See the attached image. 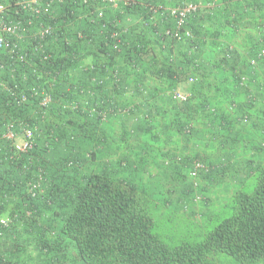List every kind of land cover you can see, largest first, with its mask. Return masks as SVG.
Instances as JSON below:
<instances>
[{
	"label": "trees",
	"instance_id": "obj_1",
	"mask_svg": "<svg viewBox=\"0 0 264 264\" xmlns=\"http://www.w3.org/2000/svg\"><path fill=\"white\" fill-rule=\"evenodd\" d=\"M145 1L159 0H140L128 8L126 15L134 22L145 16ZM52 8L53 17L46 21L52 25L53 32L44 42V52L50 54V60L43 63L40 52L31 53L30 60L19 64L14 74L15 81L22 82L24 89L34 79L32 67L52 72L54 82L51 76L41 78L49 82L50 77L52 82L53 102L46 118L37 117L36 98L16 105L11 97L0 92V135L7 121L35 122L37 127L36 143L28 152H15L11 142L0 138V214L15 213L9 228L0 226V264H209L215 252L230 255L242 264L264 259V161L254 170L250 184L238 188L200 228L184 232L177 240L161 236L156 217L160 207L138 184L123 176L127 167L125 160L118 162V168L107 163L98 171L85 167L109 144L108 136L96 131L101 124L98 115L87 111L95 101L109 103L106 90H113L105 88L104 80L109 67L120 72L121 79L114 91L118 103L126 97V103H132L133 117L139 116L141 110L148 112L135 98L138 92H148L143 100L152 102L151 107L156 110L160 107L156 105L157 98L171 102L168 105L175 108L176 128L186 138L194 132L191 122L195 120L194 115L199 116L195 113L206 110L215 119L221 118L209 104L210 97L201 92L206 72L210 71L203 55L206 41L199 43L197 39V49L191 52L183 42L164 40L149 30L140 29L129 33L127 42L120 51H115L112 42L98 37L96 19L92 20L90 15L80 18L79 10L71 1L57 2ZM118 18L124 20L125 16L118 14ZM203 19L198 16L191 19L189 25L194 35L215 37L213 48L217 59L214 58L213 70L231 72L237 83L235 69L245 66L247 57L239 61L237 50L227 57V49L216 43L218 35L202 32L198 26ZM134 35L139 40L132 39ZM86 36L91 37L90 43L86 42ZM30 40L25 39L26 48ZM80 65L87 69H80ZM189 73L198 76L189 86L191 97L185 102H172L166 89L184 80ZM145 74L159 81L151 93L144 87ZM101 80L102 83L98 82ZM86 85L93 91L95 101L89 98L84 109L87 96L80 89ZM126 85L132 89L128 95L124 90ZM237 86L246 98L244 89ZM226 103L234 105V97L229 96ZM147 115L148 120L135 121L138 130L151 132L157 127L153 116ZM243 115L236 114L235 119L242 120ZM76 143L85 147L78 150ZM193 158L213 166L202 175L224 168L225 159L213 162ZM38 172L43 178V192L31 196L27 185ZM32 244L35 253L30 256L26 245Z\"/></svg>",
	"mask_w": 264,
	"mask_h": 264
},
{
	"label": "built area",
	"instance_id": "obj_2",
	"mask_svg": "<svg viewBox=\"0 0 264 264\" xmlns=\"http://www.w3.org/2000/svg\"><path fill=\"white\" fill-rule=\"evenodd\" d=\"M65 0H0V92H4L10 100L16 105L27 104L31 99H37L38 115L40 119L46 118L48 109L53 102L52 97V82L50 77L48 80H42V77L51 76L54 82V76L50 70H38L35 67L31 68L34 79L28 87L22 88V82H16L14 78L19 64H26L30 60L31 53L40 52L41 62L50 60V54L44 52V42L48 36L52 34V25L46 21V18L53 17V5L57 2ZM76 9L79 10V17L84 18L90 15L93 20L96 19L99 25L98 37L105 41L112 42V49L120 51L121 46L127 42L128 34H133L136 30H149L153 36H160L164 40L168 38L170 41L185 43L191 52L196 51L199 41H206L207 35H200L196 38L191 27V19L198 16L203 19L199 21L198 26L203 31L209 30V24L212 26V32L218 35L216 43L220 47L227 49V57H230L233 50H236L234 44L225 39V34L229 28H233L238 17L231 11L235 4L241 5L237 0H159L154 3L145 1L143 6L146 9L145 16L134 22L132 17H129L127 11L133 5H136L140 0H69ZM92 4L89 9L88 5ZM142 4V3H141ZM232 4L233 7H232ZM243 6L249 10L257 9L256 5L244 3ZM110 10L107 11V10ZM251 10V11H252ZM107 11V12H106ZM118 14L124 15V20L118 18ZM256 37L250 44L252 53L247 56L246 65L241 69H235L237 75V84L241 86L246 95L247 101L253 105L256 104L257 96L255 89V68L264 61V20L255 23ZM81 34H79L80 36ZM124 36V39L122 38ZM30 38L29 48L24 46L25 39ZM223 37V38H222ZM132 39L139 40L136 35ZM198 39V41H197ZM86 42H91V37L86 36ZM141 45V44H140ZM163 47H166L162 43ZM173 50V49H172ZM32 51V52H31ZM197 60H195L196 62ZM80 69L86 70L87 66H79ZM92 68V65H90ZM104 80L107 82L105 86L110 96L109 103L95 101L93 91L89 87H81V92L87 96V101L83 106L87 109L88 100H93L92 106H89L87 111L91 115H98L100 122H105L109 118L132 117L135 122L139 119L148 120V115L140 114L134 116L131 112L132 103H118L115 87L121 79L120 72L114 68L106 69ZM26 76H22L25 81ZM198 76L195 73H189L188 76L178 81L175 85L166 89V94L169 95L172 102L181 103L187 101L191 97L189 89L190 84L196 82ZM92 81H96L92 78ZM100 83L103 80L98 81ZM21 84V85H20ZM143 88V87H142ZM125 94L132 92L129 86H125ZM259 90L264 94V81L259 85ZM103 104V105H101ZM73 108L75 107L72 106ZM232 104L230 108H233ZM243 120H247V116H243ZM36 125L35 122L28 121H7L2 125L0 138L11 142V147L15 152H28L36 143ZM12 156V155H11ZM176 161H181L182 157L177 155ZM168 161V160H167ZM166 161V163H167ZM189 175L193 180V187H199V176L202 173L209 172L213 166L202 162L197 158H193L189 163ZM28 182V193L34 196L42 190V175L41 172ZM7 197V196H6ZM195 199H200L195 196ZM12 216L0 214V226L7 229L13 223ZM1 234V232H0Z\"/></svg>",
	"mask_w": 264,
	"mask_h": 264
},
{
	"label": "rangeland",
	"instance_id": "obj_3",
	"mask_svg": "<svg viewBox=\"0 0 264 264\" xmlns=\"http://www.w3.org/2000/svg\"><path fill=\"white\" fill-rule=\"evenodd\" d=\"M153 84L157 85L155 79H153ZM147 93L148 92H140L139 94L138 92L135 98L137 100L142 97L144 98V95L146 96ZM211 96L213 95H208V97ZM219 96L221 97L222 95L220 94ZM230 97H233V95H230ZM126 99L128 98L126 97L123 101H128ZM157 99H159V102L156 105L160 106L161 103L165 104V102L167 106L171 104V102L168 103L164 99ZM225 99H228V97L226 96ZM252 106L257 107L258 105L253 104ZM170 108L171 110L175 109L172 105ZM217 108V115L222 114L224 110L218 106ZM173 110L172 114H175V110ZM260 110H263L262 117H264V108L262 107ZM141 111V114L150 113L151 116H157L158 118L154 117L152 120L156 126H158L157 121L162 119L160 121V126L153 128L151 132L147 130L140 131L138 130V125L132 121V117L109 118L107 121L101 122L96 131L98 133H105L108 136L109 144L108 146L102 147L104 152H100L97 158L89 160L85 164V167L89 171L91 169L98 171L107 163L111 164L113 168H118V162L120 163L121 160H125L127 167L124 171L126 173L127 171H134L132 172L134 174L127 173L125 177L138 184L160 207V209L156 211V217L160 224L158 230L161 236L165 239L170 236L169 238L177 240L184 232H192L200 228L207 218L214 214V212L232 197L238 188L252 182L251 175L254 173V170H256V167L264 161V136L259 135L261 138L258 140H256V137L253 138L255 141L243 140V142L240 141V139L237 141L232 139L229 148L233 150L229 149L231 155L226 151L228 157L226 158L227 163L224 168L209 175L203 174V176L201 174L198 178L199 187L195 188L193 187V180L189 175L190 158L196 156L203 160H211L205 158L200 153L192 154V142L185 146L182 145L183 142L192 139V137L196 135L197 130L195 129L193 134L186 138L181 135L175 126L168 127L169 125L165 126V124H163L164 122L162 123L164 119H168L169 116L167 115H171V113L165 115L164 112H162L163 114H159L155 107H152L148 112ZM252 115L254 116L252 121H256V127H259L260 122L256 120L253 113ZM247 120L244 123H246ZM194 121L195 120L191 123L195 125ZM263 126H261L262 131H264ZM166 140L172 143L170 153L165 150L166 146L162 145ZM150 141L155 142V144ZM256 141L257 145L254 148L251 146L250 142L256 143ZM258 141H261L262 144H258ZM116 143L119 144V146H116L118 151L121 149V146L123 148L126 146V152L132 150L131 153H127V157H124L123 152H125V150H122V155L117 154V150H113V152L115 151V156L112 155L111 151ZM144 143H146V145L139 147L142 148V151L136 152V150H133L134 147L138 148L140 144ZM204 144V147H206L207 142ZM75 145L78 150L85 147V144L81 146V144L78 145L76 143ZM94 146L96 147L97 145H93V147ZM201 146H203L202 143ZM224 146L225 143L223 147ZM161 147L164 149L161 150ZM237 147L240 149L236 152ZM64 148H67V146ZM174 155H180L182 161L176 162L173 158ZM112 164H114V166ZM147 165L151 166L149 172L144 169V166L147 167ZM196 195L199 196L200 199H195ZM5 214L6 213H4V215ZM26 246H28V248L26 247V251H28L27 254L33 256L35 253L33 244L32 246ZM209 264L242 263L235 260L230 255L215 252L210 256ZM247 264H264V259Z\"/></svg>",
	"mask_w": 264,
	"mask_h": 264
},
{
	"label": "crops",
	"instance_id": "obj_4",
	"mask_svg": "<svg viewBox=\"0 0 264 264\" xmlns=\"http://www.w3.org/2000/svg\"><path fill=\"white\" fill-rule=\"evenodd\" d=\"M237 1H239L241 5L239 6L237 4L235 5L232 4V7L233 5L234 7L231 13H233L236 17H238V15L240 16L237 20H235L236 24L233 25V28L228 29L227 33L225 34V37L227 41L234 44L237 50V53L240 57L239 61H242L244 57H247L248 55L252 53V50L250 49V44L253 39V36L256 37L255 23L257 21L264 20V0H237ZM244 3L254 4L256 5L257 9L255 10L251 9L252 11L249 9H246L243 6ZM209 30L212 31V26H210V24H209ZM214 41H215V37H212V38L208 37V39L206 40V44L204 46V52H203L204 60L206 61V66H207L206 68L210 71L206 72L207 78L204 84L202 85L201 92H205V95L206 94L213 95L209 99V102H210L209 104L215 107L216 110L218 109L217 108L218 106L224 111L222 112V114H219L221 117L219 119L218 118L215 119L214 118L215 116H211L210 114L207 113L206 110H204L202 113L201 112L195 113V114H199V116L194 115L195 125L193 124V126L195 127L194 130L196 129L197 133L195 136L192 137V139H188L187 142H183L182 145L185 146L192 142L193 143V146H192L193 153L192 154L200 153L205 158L213 160V162L216 161L218 158H220V160L225 159V163H224V166H225L227 162L226 158L228 157L226 154V151L230 153V150H233L229 148L231 138L233 139L234 137L236 141L238 139H240V141H243V140L255 141L253 140V138L256 137V140H258L259 138H261L259 135L264 136V131L261 130L262 128L261 126L264 125V117H262L263 110H260L262 109V107L264 108V94L259 90V85L264 81V61L260 62L255 68L254 85H255L256 96L258 100L256 104L258 106L254 107L245 98L243 90H240L239 87L237 86V83L235 82L234 76L232 75L231 72L227 71L225 73L222 71L213 70V67L216 66L215 61H214V58H216V56L214 55L215 48H213ZM144 78H145L144 87L146 91H149L151 93V91L154 90L153 87H156V85L153 84L154 78L153 77L147 78L146 74ZM156 83L159 84V81L156 80ZM220 94L222 95L221 97L219 96ZM230 95H233L234 101H235L233 108H230V105H227L226 99H225L226 96L229 97ZM139 100H140V105L142 106L144 105L141 108H145L146 106V109L150 111L151 108L153 107V106L151 107L152 102L147 103V100L144 101L143 97L139 98ZM170 107L171 106L167 107L165 104L161 103L160 107H157L158 108L157 111L159 112V114H163L162 111L164 110L165 115H167V113H171V115L170 114L167 115L169 116L168 119L166 120L164 119L165 121L163 120L162 123L164 122L163 124H165V126L169 125L168 127L170 126L176 127L177 125L174 123V114H172L173 109L171 110ZM161 108L163 110H161ZM252 113L255 115L256 120L260 122L259 127H256V124H257L256 121L255 122L252 121L253 120L252 118H254ZM236 114H238V117L241 116L242 114L247 115L248 116L247 122L244 123L243 119L242 120H239V118H237L238 120L235 119ZM154 117L158 118L157 116H153V118ZM161 120L162 119L157 121L158 122L157 127L160 126ZM225 120L227 121V124L225 123ZM222 140L225 141L224 143L227 142L224 147L222 146V144L220 145ZM150 142L155 144V142L153 141H150ZM206 142H207V146L204 147L205 145L204 143ZM201 143L203 144V146H201ZM250 144L251 146L255 148V146L257 145V141L256 143L250 142ZM144 145H146V143L140 144L138 148L134 147L133 150H136V152L142 151V148H139V147H143ZM162 145L166 146L165 150H167L169 153L171 152L170 150L172 146L171 142H168L166 140V142L162 143ZM116 146H119V144L116 143L113 146L112 151H111L112 155L115 154V151L113 152V150H117V154H120V155H122V150H125L123 154H124V157H127V153H131L132 151L131 150V151L126 152V149H125L127 148L126 146L124 148L121 146V149L118 151ZM162 149L164 148L161 147V150ZM239 149L240 148L237 147L236 152L239 151ZM221 156H224V157H221ZM144 169L147 172H149V170H151V166H148V165L147 167L144 166ZM132 172L134 171L133 170L127 171L128 174L129 173L134 174ZM127 173L125 171L122 172L123 176L127 175Z\"/></svg>",
	"mask_w": 264,
	"mask_h": 264
}]
</instances>
